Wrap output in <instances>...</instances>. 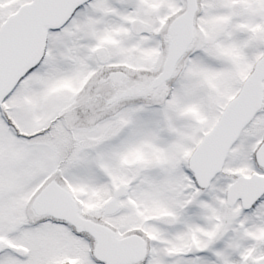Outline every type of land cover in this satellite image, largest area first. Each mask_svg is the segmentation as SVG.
Wrapping results in <instances>:
<instances>
[{"label": "snow or ice", "instance_id": "1", "mask_svg": "<svg viewBox=\"0 0 264 264\" xmlns=\"http://www.w3.org/2000/svg\"><path fill=\"white\" fill-rule=\"evenodd\" d=\"M0 264H264V0H0Z\"/></svg>", "mask_w": 264, "mask_h": 264}]
</instances>
